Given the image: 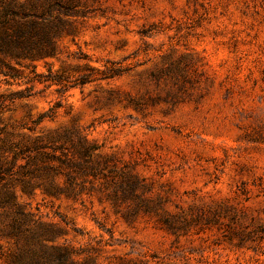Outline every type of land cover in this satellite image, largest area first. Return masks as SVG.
Returning a JSON list of instances; mask_svg holds the SVG:
<instances>
[{
	"label": "rangeland",
	"instance_id": "1",
	"mask_svg": "<svg viewBox=\"0 0 264 264\" xmlns=\"http://www.w3.org/2000/svg\"><path fill=\"white\" fill-rule=\"evenodd\" d=\"M79 9L56 57L0 76V133L52 109L36 134L81 130L137 164L164 205L130 215L133 203L116 207L100 183L78 200L40 189L22 200L61 227L55 244L98 264H264V0Z\"/></svg>",
	"mask_w": 264,
	"mask_h": 264
},
{
	"label": "trees",
	"instance_id": "2",
	"mask_svg": "<svg viewBox=\"0 0 264 264\" xmlns=\"http://www.w3.org/2000/svg\"><path fill=\"white\" fill-rule=\"evenodd\" d=\"M82 4L83 0H0V76L17 78L22 69H35V62L56 57L60 40L77 28ZM15 96L25 97L18 92L11 99ZM51 111L33 120L32 126L3 128L0 133V238L12 243L7 250L0 246V264H98L92 256L83 257L84 252L54 243L61 227L45 221L22 200L37 189L78 200L100 183L111 189L106 195L116 207L133 203L130 215L164 205L161 195L148 196L154 188L137 172V164L104 153L81 130L66 127L36 134L45 118H54ZM110 264L147 263L120 257Z\"/></svg>",
	"mask_w": 264,
	"mask_h": 264
}]
</instances>
